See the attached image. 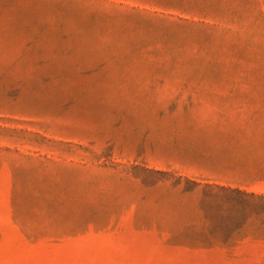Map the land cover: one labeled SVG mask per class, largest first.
<instances>
[{
  "label": "rangeland",
  "instance_id": "1",
  "mask_svg": "<svg viewBox=\"0 0 264 264\" xmlns=\"http://www.w3.org/2000/svg\"><path fill=\"white\" fill-rule=\"evenodd\" d=\"M0 264H264V0H0Z\"/></svg>",
  "mask_w": 264,
  "mask_h": 264
}]
</instances>
